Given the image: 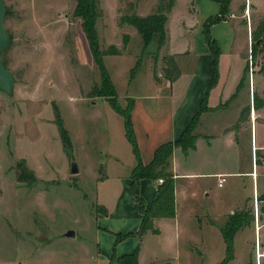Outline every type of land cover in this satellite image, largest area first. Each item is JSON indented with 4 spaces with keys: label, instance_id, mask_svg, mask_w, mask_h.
Listing matches in <instances>:
<instances>
[{
    "label": "rangeland",
    "instance_id": "1",
    "mask_svg": "<svg viewBox=\"0 0 264 264\" xmlns=\"http://www.w3.org/2000/svg\"><path fill=\"white\" fill-rule=\"evenodd\" d=\"M174 2L97 0L100 48L108 50L115 45L122 51L105 54L103 60L117 93L112 98L126 111L133 96L149 86V74L157 83L163 78L158 76L162 66L158 37L145 46L128 18L167 12ZM237 2L229 12L237 13L236 20L246 29V43L241 30L237 38L240 47L247 50L245 80H255L262 98L264 53L260 52L262 47L254 48L252 34L264 19V0ZM249 2V15L243 16ZM176 4L185 14L187 1L177 0ZM5 5L10 41L2 60L14 74L15 83L12 93L0 90V264H94L97 205L106 196L116 200L119 192L116 177L123 168L113 159L112 151H123L119 141L123 120L108 97L99 93L100 69L81 19L74 14L76 0H5ZM60 114L72 150L63 138ZM257 133L262 141V125ZM72 162L81 164L77 177L70 175ZM259 162L264 164L263 150L255 155L257 166ZM105 174L110 176L102 186L98 177ZM257 176L250 179L256 182ZM260 178L264 186V174ZM229 192L225 204L241 200L238 191ZM216 198L207 200L213 210L222 204V198ZM247 203L243 209L212 222L219 226L222 236L227 226L229 238L233 237L231 257L226 242L225 255L216 261L206 259L204 264L227 260V264H264V226L255 231L259 219L264 224V192ZM238 219L243 226L237 227ZM69 229L76 231L75 236L66 235Z\"/></svg>",
    "mask_w": 264,
    "mask_h": 264
},
{
    "label": "crops",
    "instance_id": "2",
    "mask_svg": "<svg viewBox=\"0 0 264 264\" xmlns=\"http://www.w3.org/2000/svg\"><path fill=\"white\" fill-rule=\"evenodd\" d=\"M186 1L185 14L179 10L177 0L167 10V39L161 49L162 66L158 74L163 78L157 83L149 74V86L133 96L131 122L139 157L126 135L124 117L116 111L123 120L119 128L123 151L114 148L112 156L123 170L116 177L120 183L118 200L106 196L97 205L98 250L94 264H120L119 257L136 249H139V264H204L206 259L220 260L225 255L226 240L217 220L243 209L251 197H259V192H264L260 178L264 174V164L259 162L256 170L255 163L257 151H264V139L260 141L257 133L260 125L264 131V104L254 107L253 98L258 89L253 78L245 80L247 50L245 46L240 47V37L237 39L241 30L246 43V29L236 20L237 13L231 11L229 16L235 14V17L209 25L212 38L221 50L219 77L209 88L215 59L206 40L205 23L220 14L221 3L217 0ZM237 3V0L231 1L230 10ZM166 54L174 55L180 66V76L173 81L162 76V58ZM205 97L209 109L196 119L192 131L196 136L195 145L187 149L175 146L170 159L168 170L175 183V213L155 216L153 224L157 231L149 230L140 235L144 214L134 196V169L138 161L143 165L152 163L155 151L162 145L181 139L194 122ZM247 106L250 109L242 114ZM78 167L80 170V162ZM254 170L258 175L256 182L250 179ZM77 174L70 171L74 177ZM109 176L98 177L99 184L103 186ZM220 176L226 179L222 185ZM159 178L163 177H143L139 181L140 196L146 207L157 198L159 187L163 185L158 182ZM231 189L241 194V200L236 204L229 201L227 205L223 200L229 197L225 195ZM216 197L222 198V204L213 210L207 202ZM257 224L256 232L264 226L261 219ZM118 235L124 236L118 239Z\"/></svg>",
    "mask_w": 264,
    "mask_h": 264
},
{
    "label": "trees",
    "instance_id": "3",
    "mask_svg": "<svg viewBox=\"0 0 264 264\" xmlns=\"http://www.w3.org/2000/svg\"><path fill=\"white\" fill-rule=\"evenodd\" d=\"M221 3V11L220 14L216 16L210 17L205 23L206 29V40L207 43L210 44L212 53L214 55V77L210 83L209 88L214 85L219 77V56H220V47L216 43V41L212 38L209 25L212 23H217L222 21L223 19L228 18L229 6L232 0H217ZM76 8L74 14L81 19V27L83 33H85L86 38L88 39L90 48H92L94 54V60L98 64L100 69V77L102 78L100 91L99 93L103 96H107L111 106L124 117V123L126 126V135L131 141L133 145V150L136 155L139 157V152L137 148V142L134 137L133 131V123L131 122V114H132V104L128 106V110L126 111L116 99H113L112 96H117L116 89L114 86L113 79L111 78L106 64L104 63L103 57L105 54H113L118 55L121 53L120 47H116L115 45H110L108 50H102L100 48L99 43V33L97 32V22L100 17V9L99 3L97 0H76ZM173 6V4L168 8V10ZM244 7V5H243ZM168 15L167 12L162 13H151L147 14V16H140L138 14H133L131 18H128V23L133 24L138 32L142 35L143 43L145 46L151 42V40L156 36L158 37L157 46H158V54L163 47V44L166 40V27L165 24L167 22ZM258 28L253 31L254 38V48H261L260 52L264 53V19H261L259 22ZM256 52V51H255ZM255 56V55H253ZM162 61H164V66L162 70V76L170 79L171 81L179 78L180 76V66L175 59L174 55L166 54L163 56ZM140 64V63H139ZM264 69V67H263ZM158 79V78H157ZM108 89V93L106 91ZM209 91V90H208ZM111 96V97H109ZM260 99V100H259ZM261 101V102H258ZM254 107H260L264 104V99L260 98L258 93L255 92L253 98ZM209 107L206 105V97L202 102V107L197 113L194 122L184 131L180 140L176 142H168L165 145L159 147L155 152V157L149 165H143L141 161H138L137 166L134 169L132 174V183H133V191L134 196L139 202L141 212L144 214L140 235L148 232L149 230L157 231V228L154 227L153 220L154 217L160 214H174L175 213V183L173 181V174L167 170V166L170 164V159L173 154V148L175 146H180L183 149H187L188 147H193L195 145L196 136L192 134L193 127L195 125L196 119L203 111L208 110ZM250 109V106H247L243 109L242 114L245 113L246 110ZM58 123L61 125L63 138L66 142V145L69 149L72 150V140L68 135L67 129L65 125H63V120L61 118V114L58 117ZM260 150L257 151V155L260 154ZM162 177L165 176L167 178L166 182L164 181L163 185L159 187L158 195L153 203L146 207L145 201L140 196V179L143 177ZM242 221L239 219L236 221L237 227L243 226ZM227 226L222 229V233L224 236V240L227 242V252L231 257L234 240L233 237L228 236ZM124 235H118L117 238L121 239ZM139 249H136L132 253H127L124 256L119 257L120 264H139L138 258ZM228 261V260H227Z\"/></svg>",
    "mask_w": 264,
    "mask_h": 264
},
{
    "label": "water",
    "instance_id": "4",
    "mask_svg": "<svg viewBox=\"0 0 264 264\" xmlns=\"http://www.w3.org/2000/svg\"><path fill=\"white\" fill-rule=\"evenodd\" d=\"M7 12V6L5 5V0H0V90L7 93H12L13 85L15 83L14 74L4 65L2 60V54L4 49L10 41V36L8 35L5 28V15ZM71 173L77 174L79 172L78 163L72 162ZM76 232L73 229H69L66 232L68 236H75Z\"/></svg>",
    "mask_w": 264,
    "mask_h": 264
},
{
    "label": "built area",
    "instance_id": "5",
    "mask_svg": "<svg viewBox=\"0 0 264 264\" xmlns=\"http://www.w3.org/2000/svg\"><path fill=\"white\" fill-rule=\"evenodd\" d=\"M249 8H250V2H249V4H247V7L245 9V12H244L245 16L249 15V13H248V11H249L248 9ZM231 16L235 17L236 15L235 14H231ZM256 170H257V164H256ZM256 170H254L253 176H256V172H257ZM219 180H220V185H222L226 181L225 176H220ZM158 182L161 183V184L164 183V178H159Z\"/></svg>",
    "mask_w": 264,
    "mask_h": 264
}]
</instances>
